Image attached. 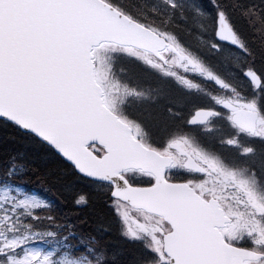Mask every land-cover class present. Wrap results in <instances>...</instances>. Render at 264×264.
<instances>
[{
  "label": "snow or ice",
  "instance_id": "6c2138e0",
  "mask_svg": "<svg viewBox=\"0 0 264 264\" xmlns=\"http://www.w3.org/2000/svg\"><path fill=\"white\" fill-rule=\"evenodd\" d=\"M0 264H264V0H0Z\"/></svg>",
  "mask_w": 264,
  "mask_h": 264
}]
</instances>
